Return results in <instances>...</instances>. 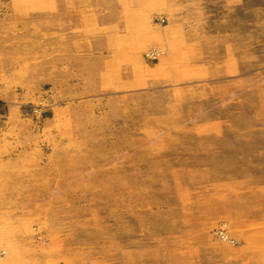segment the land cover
<instances>
[{"label":"rangeland","instance_id":"rangeland-1","mask_svg":"<svg viewBox=\"0 0 264 264\" xmlns=\"http://www.w3.org/2000/svg\"><path fill=\"white\" fill-rule=\"evenodd\" d=\"M0 252L264 264V0H0Z\"/></svg>","mask_w":264,"mask_h":264},{"label":"bare ground","instance_id":"bare-ground-1","mask_svg":"<svg viewBox=\"0 0 264 264\" xmlns=\"http://www.w3.org/2000/svg\"><path fill=\"white\" fill-rule=\"evenodd\" d=\"M154 51V50H153ZM152 51V52H153ZM146 54V53H145ZM147 54H148V52H147ZM146 54V55H147ZM148 57V56H147ZM150 57V56H149ZM153 58V57H152ZM73 65H75V63H73ZM79 67V66H78ZM85 69V68H84ZM79 71V70H78ZM91 73V72H90ZM199 144V143H198ZM97 154V153H96ZM100 155V154H99ZM99 158V157H98ZM66 162H67V159H66ZM219 162V161H218ZM68 163V162H67ZM66 164V163H65ZM226 165V164H225ZM226 168V167H225ZM221 169H223V168H221ZM234 169V168H233ZM230 171V170H229ZM247 174V173H246ZM202 175V174H201ZM214 176V175H213ZM228 176V175H227ZM244 176V175H243ZM217 179V178H216ZM261 179V178H260ZM151 181V180H150ZM258 182V181H257ZM98 183H100V182H98ZM98 183H97V185H98ZM93 184V183H92ZM102 184V183H101ZM94 185V184H93ZM10 186V185H9ZM8 187V186H7ZM96 187V186H95ZM99 187V186H98ZM103 187V186H102ZM10 188V187H9ZM12 189H13V187H11ZM97 189V188H96ZM96 189H94V190H96ZM70 190V189H69ZM84 191V190H83ZM87 191V190H86ZM99 191V190H98ZM89 192V191H88ZM105 192H106V190H105ZM91 193V192H90ZM93 193V192H92ZM101 193V192H100ZM71 196V195H70ZM215 196H213V198H214ZM238 201V200H237ZM253 202V201H252ZM210 203H212V202H210ZM223 225V224H222ZM225 226V225H224ZM221 226H219V228H220ZM160 228V227H159ZM222 228H224V227H222ZM226 229H228L227 228V226H226ZM225 229V230H226ZM216 230V229H215ZM153 231V230H152ZM229 231V230H228ZM217 233V232H216ZM221 233V232H220ZM224 233V232H223ZM222 233V234H223ZM227 233V232H226ZM229 233V232H228ZM227 233V234H228ZM89 234V233H88ZM90 235H92V234H90ZM95 235V234H94ZM98 235V234H97ZM89 236V235H88ZM225 236V235H224ZM91 237V236H90ZM222 238H225V237H223V235L221 236ZM221 237H220V239H221ZM229 238H231V236L229 237ZM228 237H226V239H225V241L226 242H229V243H232V240L231 239H229ZM88 239V238H87ZM97 239V238H96ZM222 240V239H221ZM220 240V241H221ZM134 242V241H133ZM222 242V241H221ZM225 243V242H224ZM225 244H228V243H225ZM220 250V249H219ZM222 250V249H221ZM223 250H226L225 248L223 249ZM152 252V251H151ZM225 252V251H224ZM0 254H1V252H0ZM154 255V254H153ZM157 258V257H156ZM1 264V263H0ZM170 264V263H169ZM181 264V263H180Z\"/></svg>","mask_w":264,"mask_h":264},{"label":"crops","instance_id":"crops-1","mask_svg":"<svg viewBox=\"0 0 264 264\" xmlns=\"http://www.w3.org/2000/svg\"><path fill=\"white\" fill-rule=\"evenodd\" d=\"M246 1V0H245Z\"/></svg>","mask_w":264,"mask_h":264}]
</instances>
